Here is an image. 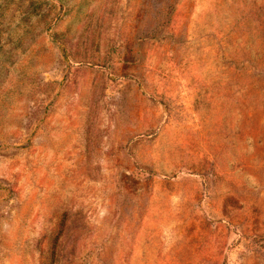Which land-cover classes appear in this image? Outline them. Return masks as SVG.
<instances>
[{
	"label": "rangeland",
	"instance_id": "1",
	"mask_svg": "<svg viewBox=\"0 0 264 264\" xmlns=\"http://www.w3.org/2000/svg\"><path fill=\"white\" fill-rule=\"evenodd\" d=\"M0 264H264V0H0Z\"/></svg>",
	"mask_w": 264,
	"mask_h": 264
}]
</instances>
